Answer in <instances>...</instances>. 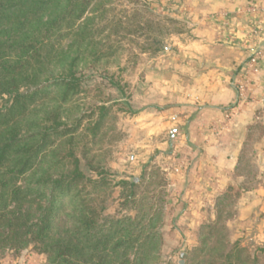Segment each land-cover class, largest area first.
Wrapping results in <instances>:
<instances>
[{
  "label": "trees",
  "instance_id": "obj_1",
  "mask_svg": "<svg viewBox=\"0 0 264 264\" xmlns=\"http://www.w3.org/2000/svg\"><path fill=\"white\" fill-rule=\"evenodd\" d=\"M177 24L139 0H0V247L20 253L37 244L39 264H155L158 213L146 190L134 198L142 180L119 182L120 209L133 204V216L104 213L108 173L101 148L95 155L89 145L116 130L110 98L96 92L84 124L85 115L71 111L80 95L99 89L90 73L121 55L126 66L139 54L157 55ZM101 70L123 93L119 77ZM245 163L242 153L234 176ZM250 188L228 186L220 195L198 244L181 253L185 264H255L257 252L231 243L222 223Z\"/></svg>",
  "mask_w": 264,
  "mask_h": 264
},
{
  "label": "crops",
  "instance_id": "obj_2",
  "mask_svg": "<svg viewBox=\"0 0 264 264\" xmlns=\"http://www.w3.org/2000/svg\"><path fill=\"white\" fill-rule=\"evenodd\" d=\"M184 3L180 17L189 37L147 67L142 79V104L147 106L137 120L143 136L165 146L164 152L170 154L175 145L189 150L191 186L201 183V190L213 195L236 184L234 168L245 145L251 146L247 157L255 158L264 174V0ZM253 51L260 55L248 86L250 100L238 102L236 83ZM231 110L234 115L226 120ZM239 204L240 228L253 227L247 219L253 210L259 227L264 226V184L244 191ZM258 228L253 237L262 240L264 227Z\"/></svg>",
  "mask_w": 264,
  "mask_h": 264
},
{
  "label": "rangeland",
  "instance_id": "obj_3",
  "mask_svg": "<svg viewBox=\"0 0 264 264\" xmlns=\"http://www.w3.org/2000/svg\"><path fill=\"white\" fill-rule=\"evenodd\" d=\"M139 2L142 5H148L155 14L175 19L178 22L175 25L178 31L166 37L165 49L155 56L146 53L139 54L134 64L126 66V55H121L101 68H108L109 73L114 72V78L119 77L123 93L115 87L109 86L108 80L99 76L101 69L97 74L96 71L90 73L91 84L99 83L100 90L93 89L86 95H80V109L72 110L71 113L72 115H85L82 121L84 124L87 120L90 103L96 101V92L98 94L101 92L100 94L104 98H110L107 103L113 104L111 113L115 116L113 124L116 130H107L103 138L95 137L89 145L91 152L95 155L96 148H101L99 158H103V164L108 173V188L101 192L106 201L104 213L112 216L121 214L133 216L137 212V207H133V204L129 205V207L132 206L130 209H120L123 187L119 182L131 178H136L135 181L141 179V188L134 198L139 199L143 191L146 190L147 192L145 191L144 194L149 197L148 202L153 205L154 212L158 213L154 217V224L159 241L152 250L156 256L155 264H179L180 261L185 264V259L180 257L181 253L187 252L198 244L201 226L214 219L216 203L223 193L211 195L209 192L202 191L201 183L191 186L189 177L186 175L194 163L189 150L184 152L181 146L178 145L176 148L175 145L172 152L168 154L164 152L165 146L161 149L156 146L157 142L146 139L147 136L144 137L142 134L144 130L141 129V121L137 119L141 115L142 108L147 106L146 103L142 104L145 101L142 99L144 73L152 62L159 63L158 59L164 58L168 51L173 50L175 42L182 38H188L189 33L187 23L183 17H180V13L186 11L185 0H139ZM118 66L123 68L119 73H117ZM116 99L118 105L113 103V100ZM97 102L99 101L97 100ZM253 131L259 134L260 129L256 127ZM250 137L251 135L248 136V139ZM250 151L251 146L245 145L243 157L247 167L243 175L234 176L236 184L229 185L234 190L237 189L238 184H248L252 187L259 183L264 184V174H260L255 158L247 157V154L249 156L251 153ZM83 170L90 173L85 168ZM147 183L149 184L146 185ZM243 193L244 191L240 192L233 207L229 208V211L232 210L231 216H226L222 221L226 224L224 233L231 243L237 242L250 252L256 251L258 260L255 264H264V239L258 240L257 237H253L254 233L256 234L255 229L259 227L258 211H251V216L247 218L253 223V227H249L250 231H247L244 226L240 228L241 211L239 212L238 208ZM263 227L261 225L258 229ZM36 246L37 244H31L20 253L0 247V264L42 263L45 261V255L39 253Z\"/></svg>",
  "mask_w": 264,
  "mask_h": 264
},
{
  "label": "built area",
  "instance_id": "obj_4",
  "mask_svg": "<svg viewBox=\"0 0 264 264\" xmlns=\"http://www.w3.org/2000/svg\"><path fill=\"white\" fill-rule=\"evenodd\" d=\"M259 52L253 51L245 63L241 79L236 83V89L238 92V102H248L250 97L248 95V86L251 82V77L258 71V59ZM234 115L233 110L225 114L226 120L230 119Z\"/></svg>",
  "mask_w": 264,
  "mask_h": 264
},
{
  "label": "water",
  "instance_id": "obj_5",
  "mask_svg": "<svg viewBox=\"0 0 264 264\" xmlns=\"http://www.w3.org/2000/svg\"><path fill=\"white\" fill-rule=\"evenodd\" d=\"M134 180H136V178H134ZM179 264H183V262H182V261H180V262H179Z\"/></svg>",
  "mask_w": 264,
  "mask_h": 264
}]
</instances>
